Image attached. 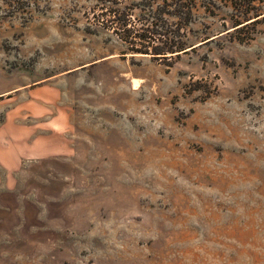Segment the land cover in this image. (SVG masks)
I'll return each mask as SVG.
<instances>
[{
	"label": "rangeland",
	"instance_id": "374dc122",
	"mask_svg": "<svg viewBox=\"0 0 264 264\" xmlns=\"http://www.w3.org/2000/svg\"><path fill=\"white\" fill-rule=\"evenodd\" d=\"M236 21L0 0V264H264V19Z\"/></svg>",
	"mask_w": 264,
	"mask_h": 264
},
{
	"label": "trees",
	"instance_id": "16d2710c",
	"mask_svg": "<svg viewBox=\"0 0 264 264\" xmlns=\"http://www.w3.org/2000/svg\"><path fill=\"white\" fill-rule=\"evenodd\" d=\"M168 1V0H163ZM174 1V0H173ZM186 0H177V3L184 2ZM193 4H196L197 0H190ZM203 7L206 11L214 14V11L220 6L230 7L233 11V17L236 19L234 25L235 30L232 32H239L245 29L247 26L258 23L261 19H264V0H201ZM194 8L196 6H193ZM174 16L180 14H173ZM188 21L190 23L193 17V8L187 12ZM235 15V16H234ZM232 32H228L230 34ZM186 50L182 48L180 50L171 49L170 54H175L180 51ZM187 53V52H185ZM155 55H166V53L156 52Z\"/></svg>",
	"mask_w": 264,
	"mask_h": 264
},
{
	"label": "bare ground",
	"instance_id": "6f19581e",
	"mask_svg": "<svg viewBox=\"0 0 264 264\" xmlns=\"http://www.w3.org/2000/svg\"><path fill=\"white\" fill-rule=\"evenodd\" d=\"M134 82H136V81H134ZM140 82V81H139ZM136 88V87H135Z\"/></svg>",
	"mask_w": 264,
	"mask_h": 264
}]
</instances>
